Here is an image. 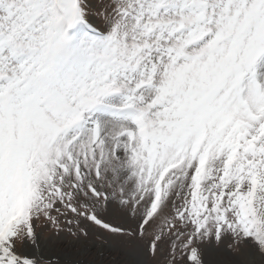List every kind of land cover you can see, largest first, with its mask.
I'll list each match as a JSON object with an SVG mask.
<instances>
[{"label":"snow or ice","instance_id":"snow-or-ice-1","mask_svg":"<svg viewBox=\"0 0 264 264\" xmlns=\"http://www.w3.org/2000/svg\"><path fill=\"white\" fill-rule=\"evenodd\" d=\"M94 233L264 264V0H0V264Z\"/></svg>","mask_w":264,"mask_h":264},{"label":"rangeland","instance_id":"rangeland-1","mask_svg":"<svg viewBox=\"0 0 264 264\" xmlns=\"http://www.w3.org/2000/svg\"><path fill=\"white\" fill-rule=\"evenodd\" d=\"M110 219L113 223L118 222L115 216ZM44 235H47V233H44ZM100 235L103 234L101 233ZM90 244L92 245V251L88 259L95 260L96 264H130L131 262H134V264H152L147 257L117 240L110 239L108 243L102 244L94 233L93 237L90 239ZM212 255L213 254L210 253V256Z\"/></svg>","mask_w":264,"mask_h":264},{"label":"bare ground","instance_id":"bare-ground-1","mask_svg":"<svg viewBox=\"0 0 264 264\" xmlns=\"http://www.w3.org/2000/svg\"><path fill=\"white\" fill-rule=\"evenodd\" d=\"M130 261H131V260H130ZM133 261H134V260H133ZM130 264H134V262H133V263L131 262Z\"/></svg>","mask_w":264,"mask_h":264}]
</instances>
